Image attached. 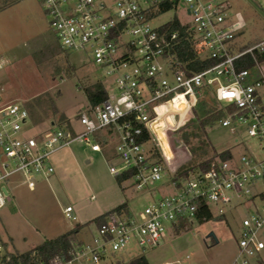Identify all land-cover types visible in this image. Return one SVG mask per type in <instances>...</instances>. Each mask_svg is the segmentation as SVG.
<instances>
[{"label": "built area", "instance_id": "built-area-1", "mask_svg": "<svg viewBox=\"0 0 264 264\" xmlns=\"http://www.w3.org/2000/svg\"><path fill=\"white\" fill-rule=\"evenodd\" d=\"M165 3L175 4V9L186 7L197 60L212 61L213 66L190 72L172 55L179 31L151 26ZM42 5L61 47L85 54L112 81L115 93L107 91L106 101L78 114L82 133L72 127L55 128L54 123L52 129L38 132L26 106L6 100L0 83V211L10 197L6 184L11 179L22 176L34 191L38 180L54 176L51 157L76 142L88 144L95 153H103L114 142L116 162L109 164L112 175L130 174L126 182L137 192L170 193L137 215L128 206L108 214L91 242L73 244L68 260L33 259L17 264H101L110 255L125 254L131 245L143 251L159 248L183 221H196L200 204L219 216L226 214L225 207L234 210L247 203L252 211L240 223L232 264L260 260L264 254V156L257 153L264 152V68L260 60L264 59V39L239 46L240 22L230 14L229 4L215 0H42ZM257 8L264 13V6ZM248 61L250 68L244 67ZM3 67L0 60V70ZM205 92L206 98L224 109L233 107L218 123L245 153L236 156L230 150L232 157L225 161L215 156L206 169L201 165L173 169L171 149L169 154L165 148H171L166 130H179ZM145 133L150 139L143 141ZM248 139L259 142L261 151L251 150ZM65 214L76 219L71 207ZM6 244L0 236V264H8L13 253Z\"/></svg>", "mask_w": 264, "mask_h": 264}, {"label": "rangeland", "instance_id": "rangeland-1", "mask_svg": "<svg viewBox=\"0 0 264 264\" xmlns=\"http://www.w3.org/2000/svg\"><path fill=\"white\" fill-rule=\"evenodd\" d=\"M215 1L229 4L230 14L240 22L239 46L264 39V13L257 8L264 6L263 0ZM0 8V60L4 62L0 83L5 87V99L23 103L38 132L52 129V123L59 128L58 121L63 118L62 129L72 127L77 134L82 133L84 128L77 116L89 106L86 91L102 83L114 94L112 81L85 54L62 52L42 0H0ZM175 18L192 28L184 5L158 15L151 26L158 28ZM204 95L201 102L212 105L214 100L206 98L207 92ZM208 120L207 115L193 111L179 130H166L173 169L193 168L226 150L236 156L245 153V148L236 146L235 137L218 122L210 126L205 123L202 128L201 122ZM160 136L165 139L162 129ZM247 145L253 151H261L257 141L248 139ZM151 147L157 149L152 144ZM257 155L263 157L264 152ZM51 161L55 175L49 180H38L34 191L28 189L20 175L6 184L10 197L0 211V236L11 251H32L78 224L82 229L76 240L89 243L99 226L98 218L123 204L137 215L160 196L170 193L166 190L153 196L137 192L130 182L119 184L109 171V164L116 162L114 142L103 153L76 142L55 153ZM68 207L73 209L75 220L66 217ZM223 210L226 214L220 220L193 222L187 229L171 232L159 248L143 251L131 245L125 254L110 255L101 264H129L140 256L149 264H232L238 251L240 223L252 209L247 203L246 207ZM251 264H264V254L260 260L252 258Z\"/></svg>", "mask_w": 264, "mask_h": 264}, {"label": "trees", "instance_id": "trees-1", "mask_svg": "<svg viewBox=\"0 0 264 264\" xmlns=\"http://www.w3.org/2000/svg\"><path fill=\"white\" fill-rule=\"evenodd\" d=\"M175 8H176L175 4L165 3L162 6L161 14H164ZM161 31H170V32L179 31V38L172 51V55L175 56L177 61L181 62L182 64H185L188 71L197 73V72H201L202 70L207 69L214 65V62L209 61V60H206V61L197 60V53L195 52L194 47H193V42L191 41L192 33L190 31V28L187 24L183 25L178 18H175L169 23L163 25L161 27ZM61 50L62 52H66V50H64L63 48H61ZM260 60L264 62V59L261 57H260ZM244 67L250 68L252 67V63L248 61L246 64H244ZM86 94H87V99L89 103L88 108L97 107L109 98L108 92L102 83H97L94 86H92V88H89L86 91ZM166 108L167 106L165 105L163 106L162 109L165 110ZM233 110H234L233 107H227L224 109L222 105L218 104L214 100L212 105H209L206 101L200 102L195 111L198 113L202 112V114L207 115V117L209 118L208 121L201 122L202 124L201 127L204 128L206 127L205 123H207L209 126L212 124H216L221 119H223V117H225L226 115L225 111H233ZM61 120L62 122L58 121L59 128H61L62 125L65 123V120H63V118ZM149 139H150L149 134L145 133L144 138L142 140L146 141ZM165 148L167 149V152L170 154V148H168L167 146H165ZM216 157L219 158L220 160L225 161V160L230 159L232 157V154L230 150H226L224 152L217 154ZM156 160L158 162L161 161L159 152L157 151H156ZM208 163L209 161L204 162L199 165H201L202 168L206 169ZM130 177H131L130 174H123L117 177V181L119 184H122L126 182ZM126 209H127V204H123L117 207L116 209H114L113 211H111L110 213H114V212L120 213L121 211L126 210ZM108 214L104 215L102 218H98L96 220V223L98 225H101L103 221L105 220V217ZM223 217H225V215L216 216L209 210L207 206L200 204L198 211H197L195 222L203 224V223H206L212 220H220ZM181 228H184V229L188 228L187 221H183L181 223ZM81 229H82L81 224H78L77 226L74 227V229L64 233L63 235H60L59 237L55 239L46 240L43 244L39 245L36 249L29 251L27 253H24V254H19V253L12 251L13 253L10 255V260L8 261V264H17L20 261L24 263H28L29 261L33 259L34 260L41 259L44 261H48L51 259L68 260L70 258V253L72 251L73 244L83 243V242H78L76 240L77 235L79 234ZM7 245L8 244H6V246ZM130 264H149V263L144 256H140V257L133 259Z\"/></svg>", "mask_w": 264, "mask_h": 264}, {"label": "bare ground", "instance_id": "bare-ground-1", "mask_svg": "<svg viewBox=\"0 0 264 264\" xmlns=\"http://www.w3.org/2000/svg\"><path fill=\"white\" fill-rule=\"evenodd\" d=\"M163 125H164V124H163V122H162V123H161V127H164Z\"/></svg>", "mask_w": 264, "mask_h": 264}, {"label": "crops", "instance_id": "crops-1", "mask_svg": "<svg viewBox=\"0 0 264 264\" xmlns=\"http://www.w3.org/2000/svg\"><path fill=\"white\" fill-rule=\"evenodd\" d=\"M55 175V174H54Z\"/></svg>", "mask_w": 264, "mask_h": 264}]
</instances>
